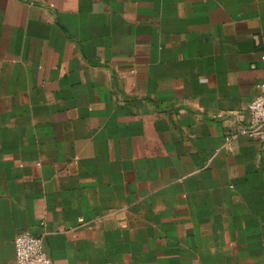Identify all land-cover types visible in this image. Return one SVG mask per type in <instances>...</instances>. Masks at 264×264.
<instances>
[{
    "label": "crops",
    "instance_id": "crops-1",
    "mask_svg": "<svg viewBox=\"0 0 264 264\" xmlns=\"http://www.w3.org/2000/svg\"><path fill=\"white\" fill-rule=\"evenodd\" d=\"M263 55L264 0H0V264H264Z\"/></svg>",
    "mask_w": 264,
    "mask_h": 264
},
{
    "label": "built area",
    "instance_id": "built-area-1",
    "mask_svg": "<svg viewBox=\"0 0 264 264\" xmlns=\"http://www.w3.org/2000/svg\"><path fill=\"white\" fill-rule=\"evenodd\" d=\"M264 58V55L262 56ZM249 116L246 125H240L238 132L264 142V81L259 93L248 103ZM234 136H228V138ZM14 261L7 264H53L44 250L43 237L30 231H20L14 238Z\"/></svg>",
    "mask_w": 264,
    "mask_h": 264
}]
</instances>
